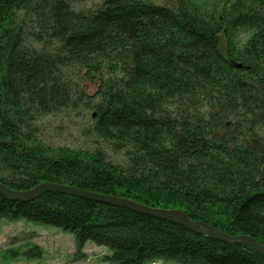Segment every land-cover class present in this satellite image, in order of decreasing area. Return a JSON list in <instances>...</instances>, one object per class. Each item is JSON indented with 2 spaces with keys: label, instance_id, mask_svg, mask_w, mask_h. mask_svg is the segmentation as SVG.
Instances as JSON below:
<instances>
[{
  "label": "trees",
  "instance_id": "1",
  "mask_svg": "<svg viewBox=\"0 0 264 264\" xmlns=\"http://www.w3.org/2000/svg\"><path fill=\"white\" fill-rule=\"evenodd\" d=\"M72 112L91 148L44 140L45 119ZM44 181L264 244V0H1L0 182ZM0 220L71 233L77 256L103 245L109 264H264L245 244L52 190L0 194Z\"/></svg>",
  "mask_w": 264,
  "mask_h": 264
},
{
  "label": "rangeland",
  "instance_id": "2",
  "mask_svg": "<svg viewBox=\"0 0 264 264\" xmlns=\"http://www.w3.org/2000/svg\"><path fill=\"white\" fill-rule=\"evenodd\" d=\"M88 93L97 89L96 83H84ZM85 118L81 114L66 113L48 116L43 123L46 142L78 148H91L90 138L82 133ZM32 244L42 249L40 257H26L23 252ZM71 233L53 226H43L26 221L0 220V264H109L103 256L109 250L103 245L87 241L83 255H75ZM146 264H176L161 260Z\"/></svg>",
  "mask_w": 264,
  "mask_h": 264
},
{
  "label": "water",
  "instance_id": "3",
  "mask_svg": "<svg viewBox=\"0 0 264 264\" xmlns=\"http://www.w3.org/2000/svg\"><path fill=\"white\" fill-rule=\"evenodd\" d=\"M49 190L67 193L102 203L126 207L138 213L149 214L157 218L178 223L191 231L204 233L224 242L245 244L264 255V244L260 243L254 237L248 234L230 235L202 220L191 219L183 210L179 208H160L149 206L126 197L89 191L72 185L50 181L40 182L29 189L23 190L10 188L0 182V194L10 200L28 201L35 198L42 192Z\"/></svg>",
  "mask_w": 264,
  "mask_h": 264
}]
</instances>
